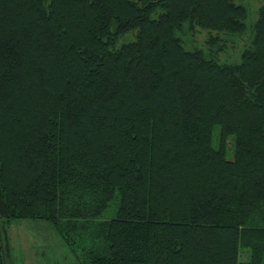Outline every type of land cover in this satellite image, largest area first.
<instances>
[{
	"label": "trees",
	"instance_id": "trees-1",
	"mask_svg": "<svg viewBox=\"0 0 264 264\" xmlns=\"http://www.w3.org/2000/svg\"><path fill=\"white\" fill-rule=\"evenodd\" d=\"M260 2L226 64L235 0H0V264L17 220L80 264H264Z\"/></svg>",
	"mask_w": 264,
	"mask_h": 264
},
{
	"label": "rangeland",
	"instance_id": "rangeland-1",
	"mask_svg": "<svg viewBox=\"0 0 264 264\" xmlns=\"http://www.w3.org/2000/svg\"><path fill=\"white\" fill-rule=\"evenodd\" d=\"M248 9V18L245 21V31L240 37L222 36L223 52L216 55L218 63H237L239 52L246 43L247 37L251 35V25L256 18V11L261 4L260 0H235ZM192 34H187L185 48H205V41L208 34L215 35L214 32L193 29ZM131 35V34H130ZM218 36V34H217ZM132 37V35H131ZM129 40L126 35L119 40ZM228 143V141H227ZM229 145L227 144V149ZM113 206H110L112 208ZM108 212L101 218H107ZM7 237L11 248L8 264H80L73 252L64 245L58 234L46 223L41 221L17 220L13 221L7 229ZM243 259V256H240Z\"/></svg>",
	"mask_w": 264,
	"mask_h": 264
}]
</instances>
